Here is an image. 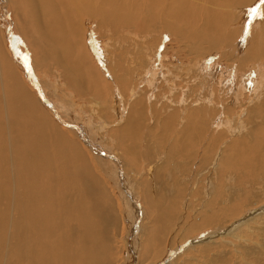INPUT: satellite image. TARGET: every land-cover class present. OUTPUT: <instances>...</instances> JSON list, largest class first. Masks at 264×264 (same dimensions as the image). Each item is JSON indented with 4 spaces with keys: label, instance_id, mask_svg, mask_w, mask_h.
I'll use <instances>...</instances> for the list:
<instances>
[{
    "label": "bare ground",
    "instance_id": "obj_1",
    "mask_svg": "<svg viewBox=\"0 0 264 264\" xmlns=\"http://www.w3.org/2000/svg\"><path fill=\"white\" fill-rule=\"evenodd\" d=\"M259 2L0 0L2 12L13 11L36 70L60 69L66 89L77 96L105 98L102 83L116 99L112 123L89 116V140L80 115L70 116L76 109L72 92L53 86L54 96L64 98L59 106L44 98L52 117L25 85L1 36L0 264H147L155 245L160 254L151 264H264V1ZM237 7L246 10L240 14ZM89 21L99 38L113 42L123 26L167 29L190 58L192 73L183 78L179 72L186 95H175L174 104L151 103L152 88H172L168 83L177 78L164 61L154 71L153 56L142 73L137 67L135 86L129 75L136 69L116 68L106 51L99 68ZM217 51L231 63L232 79L228 71L203 73L206 57ZM86 59L103 80L95 81ZM178 64L174 69L181 71ZM253 73L256 79L242 82ZM108 150L121 160L126 189L120 187V170L99 155ZM88 151L100 175L88 165ZM116 240L120 248L114 251Z\"/></svg>",
    "mask_w": 264,
    "mask_h": 264
},
{
    "label": "rangeland",
    "instance_id": "obj_2",
    "mask_svg": "<svg viewBox=\"0 0 264 264\" xmlns=\"http://www.w3.org/2000/svg\"><path fill=\"white\" fill-rule=\"evenodd\" d=\"M264 0H262V3H263ZM261 2V0H260ZM259 2V3H260ZM237 5V4H236ZM264 5V4H263ZM249 7V6H247ZM237 8H241V7H237ZM2 9L0 10V39H1V36H2V47L4 48V51L6 50V52L8 54H10L13 62L15 63V69L17 67V70H18V73H20V76L22 79H24V83L25 85L28 87V89L31 91L32 94H34V96L36 98H39L38 100L43 104L45 105L46 107V110L48 111V113L50 115H52V117H55L54 113H53V110L52 108L49 106V104H53V102H56L59 106V104L62 102L61 99H63V95L62 94H59V95H56L54 96L53 94V86H56L58 88V90L62 93L64 92L65 94L68 93V94H72L70 96H72L71 99H73L72 101L75 103V106H76V109H74V111L70 112V116L72 114H76V116L78 117V114L80 115V119L78 118L77 120L79 122H83V126L82 128L84 130H82V134L85 135L89 140H91L90 138V135H88V124L90 126V123H89V116H92L93 119L95 121H99V120H102L101 122H106V123H112L113 120H115V114L113 112V107H114V104L116 106V103L114 102L115 100H113V96L112 94L110 93V90L108 88V86L106 87L105 84H100V88L101 86L102 87V90L103 91V94L102 96L105 95V98L101 97V96H95L93 97L92 95H90L89 97H86V96H80L81 94H78L77 96V92L75 94L74 91L72 90H67L66 87H65V80H64V77H61L62 76V71L56 67H54V69L52 71H49L46 67H43L41 66V68H39L38 70L35 69V65L32 64V63H35L34 61V57H32V54L28 51L27 47H25V44H24V38L22 37V35L20 34L19 32V27L17 26V22L14 20L13 18V14L12 12L13 11H8V13H4L2 12ZM246 9L243 7L241 9H236V11L240 14L243 13V11H245ZM255 10H259V9H255ZM11 13V14H10ZM255 15H256V11H255V14L252 15L250 17V19L253 21L254 18H255ZM12 16V17H11ZM250 19L247 20L246 22V27L250 28ZM90 22V21H89ZM89 22H85V24L87 26L90 27V38H92L91 36H95L94 37V41L90 42L89 45L91 47V51L95 57V63L96 65L98 64V67L101 68L100 66V63L99 61H101V59L103 60V56H100V53L102 54V52L106 51L107 53V56H109L108 60L111 61V63L116 66L117 68V65L121 66L123 65L122 67H126V68H129L132 72L133 70L136 69L137 71V67H139V70L140 72L144 71L145 67H146V63H148V59H152V56L154 57V60H155V64L152 69L154 71H158L160 69V66L163 65V61H164V64L166 65V67H168L171 71L174 70V73L173 75L176 76L177 78H173V80L175 81H171L170 84L172 86V88H169L167 89V86H165L162 90H155L153 91V88L151 87L152 85H150L149 87L152 88V90L150 91V94L153 92L154 93V96L153 98L151 99V103H155L156 101H174V98L176 97L175 95H179L181 98V95H186V92H188V88L185 89V90H182V88L186 85H184V82L182 80V76L183 78L186 77V74H191L192 71H189L191 68V65L189 64L190 63V58L189 56L187 55V52L186 50L183 48V46H181L180 43H178V38L170 35L171 33L169 32H166L167 29H160L159 26L157 25L156 27H148V25H146L145 27V23L142 24L141 26H139L138 24L136 25H132V26H128L125 27H121V31L119 32V36L117 38L118 41L116 42H113V41H109V39L107 38V36H105L104 38H99L98 34H96V25L95 24H91ZM15 23V24H14ZM17 26V27H15ZM15 27V28H14ZM2 29V30H1ZM105 31V32H104ZM143 31V32H142ZM126 32V33H125ZM129 32V33H128ZM165 32V33H164ZM91 33H93L91 35ZM103 33L106 35L107 33V30H103ZM108 34V33H107ZM124 39V40H123ZM92 39H90L91 41ZM126 40V41H125ZM136 44H135V42ZM4 42H6L4 44ZM123 42V43H122ZM127 42V43H126ZM108 44V45H107ZM129 44V45H128ZM6 45V47H5ZM107 45V46H106ZM113 45H116L115 47ZM124 45H126V47H124ZM87 46V45H86ZM112 46V47H111ZM141 47V48H138V47ZM109 47V48H108ZM2 48V49H3ZM112 48V49H111ZM108 49V50H107ZM139 49V50H138ZM140 49L143 51L141 53H139ZM144 49V50H143ZM85 49L83 48V51ZM88 50V48H87ZM89 51V50H88ZM145 51V52H144ZM155 51L157 52L156 55L154 56L153 54L155 53ZM136 52H138V55L140 57H138V55H135ZM83 53H86V50L83 52ZM91 53V54H92ZM96 53V54H95ZM87 54V53H86ZM219 54V55H218ZM86 56V55H85ZM87 57V56H86ZM102 57V58H101ZM122 59H121V58ZM139 59H138V58ZM142 57V58H141ZM132 58V59H131ZM136 58L138 59V66H136V63H134L136 60ZM97 59V60H96ZM165 59V60H164ZM142 60V61H141ZM206 62L205 65H204V69H206L203 73L206 74V73H211L212 70L216 71L218 69V72H227L228 71V76L230 79H232V76H233V72H232V68H230V64L229 62H225V61H222L223 59L221 58V55L220 53L217 51V52H213V54L211 56H208L206 57ZM33 61V62H32ZM87 61V59H86ZM131 61V62H130ZM26 62V64H25ZM196 62V61H195ZM31 63V64H30ZM90 63V65H89ZM144 63V64H143ZM178 63H181L183 66L182 69H180L181 71L179 70H176L174 69V67H178L180 64ZM87 64L88 66H90V68L94 71V69L96 68L93 61L90 59V61L88 60L87 61ZM143 66H142V65ZM34 65V66H33ZM129 67H128V66ZM28 66V67H27ZM136 66V67H135ZM164 66V65H163ZM197 66H198V69L199 67L203 68V63L201 62V65H200V60L198 61L197 60ZM30 67V68H29ZM95 67V68H94ZM140 67L143 69H140ZM29 68V69H28ZM230 68V69H229ZM119 69V68H118ZM184 69V71H183ZM32 70V72H31ZM152 71V73H154V71ZM250 70V69H249ZM34 71V72H33ZM49 73H48V72ZM135 71V74L136 75H129L131 79V82L134 83L133 86H135L139 80H138V76L140 75L139 73L140 72H136ZM151 71L150 73L148 72L146 74V78L145 80L148 81V79H151L152 75L151 74ZM177 71V72H176ZM94 77H95V81L96 79L101 81V78L103 80V77L101 75L98 76L99 73H97V69L94 71ZM141 72V73H142ZM160 72V71H159ZM182 76H181V74ZM231 72V73H230ZM177 73V74H176ZM230 73V74H229ZM237 74H238V71H237ZM97 75V76H96ZM232 75V76H231ZM246 74L244 77L242 76V82L243 80H245L247 77H250V79H256L254 76L255 74H250V76ZM33 76V77H32ZM93 77V78H94ZM107 78H109L108 76H106ZM36 78V79H34ZM238 78L241 80V77L238 76ZM137 79V81H136ZM110 80V79H109ZM39 83L37 84L36 83ZM40 81V82H39ZM99 81V82H100ZM144 83V82H143ZM172 83V84H171ZM183 84V85H182ZM40 85V86H39ZM58 85V86H57ZM114 84H112L113 86ZM132 85V84H131ZM144 85V84H143ZM182 85V86H181ZM218 84H216L217 86ZM181 86V87H180ZM179 88L180 91L177 92V88ZM50 88V89H49ZM150 89V88H149ZM166 89V90H165ZM115 90L117 91L118 93V89L117 87L114 85L113 86V91L115 92ZM126 90V89H124ZM165 90V92H164ZM169 90V91H168ZM173 90H174V93H173ZM156 91H160V92H157ZM168 92V93H167ZM171 92V93H170ZM185 92V93H184ZM116 93V94H117ZM173 93V94H172ZM182 93V94H181ZM107 94V95H106ZM111 94V95H110ZM157 94H158V97H157ZM165 95L168 99V100H163L161 99L162 97H160V95ZM171 94V95H170ZM228 94V93H227ZM232 94V93H230ZM173 95V96H172ZM215 95V94H214ZM213 95V96H214ZM229 95V94H228ZM43 96V97H42ZM128 94L126 95L125 98H128L127 97ZM175 96V97H174ZM56 97V98H55ZM172 97V98H170ZM49 102L46 103L45 102V99ZM99 98V99H98ZM103 98V99H102ZM116 98V97H114ZM119 98V97H118ZM159 98V99H158ZM113 100V101H112ZM190 101V99H188ZM242 100H245V98H243ZM155 101V102H154ZM46 103V104H45ZM113 103V104H112ZM180 103V101L178 102ZM177 103V104H178ZM174 104V102H173ZM107 107V109H106ZM155 108V107H154ZM112 109V110H111ZM158 110V109H157ZM110 112V113H109ZM156 112V111H155ZM109 113V114H108ZM148 115V114H147ZM75 116V115H74ZM153 116H155L153 114ZM70 118H74V117H70ZM70 118H68L69 122H70ZM88 121V122H87ZM77 123H74L73 125L76 126ZM72 125V124H71ZM86 126V127H85ZM70 128V127H69ZM73 127L71 126L70 129H72ZM74 130V129H72ZM110 132V131H109ZM108 132V136L111 134H109ZM95 133V132H94ZM84 136V137H85ZM95 145V144H94ZM107 147V145H106ZM108 148V147H107ZM89 154L91 155H87V160H88V165L90 167H92L94 169V172L99 174V167L100 165H98V162L95 161V159L92 157V152L91 151H88ZM106 153L102 152V153H99V155L103 156V158L112 163L116 168L117 170L119 171L118 172V177L121 178L120 180V187L121 189H126L125 187V183L126 182V179L124 178V173H123V169H122V166H120V162L121 160L118 158V160H116L117 158L113 157V151L112 150H108V151H105ZM110 152V153H109ZM97 154V153H96ZM107 157H106V155ZM91 158H92V161H91ZM141 164V163H140ZM93 165V166H92ZM118 165V166H117ZM122 165V164H121ZM143 164H141V167H144V165L142 166ZM135 166V165H133ZM97 169V170H95ZM122 170V171H121ZM100 175V174H99ZM125 179V180H124ZM124 180V181H123ZM198 180V178H197ZM196 180V181H197ZM166 182H169L167 181L166 179ZM129 186V185H128ZM127 191V190H126ZM126 193V192H125ZM200 198V195H197L196 196V199ZM199 204L198 202H196V205ZM117 209H119L120 207H117ZM136 208V206H135ZM125 210H126V207H125ZM128 210V208H127ZM132 210V209H131ZM129 210V211H126L127 213H132V211ZM117 212V210H116ZM132 218V216H131ZM152 220H148L147 223H146V226H150V224L152 223L151 222ZM139 223V222H138ZM150 223V224H149ZM120 230V229H119ZM121 231V230H120ZM207 231L205 232H202L200 233L198 236L196 235V237H203L205 234H206ZM114 233V231L112 232V234ZM171 237L170 236L168 238V242H171ZM179 237L178 235H175L173 238L175 239H172L173 242H177L179 239L177 238ZM118 240H116V242H114V251L115 250H118L120 247L119 245V242H117ZM192 241L191 239L189 240H186L184 243H183V246L184 248L187 247L189 244V242ZM163 243V242H162ZM161 243V244H162ZM188 244V245H187ZM161 246V245H160ZM156 247V248H155ZM158 246H154V248L157 250L154 251V257L157 256L160 254L158 251L159 249L157 248ZM165 248V246H163ZM162 249V247H161ZM181 250V249H180ZM170 253L168 251L167 253V256L170 258ZM129 255L132 256V253H128ZM153 256H150V258H148L147 260L145 259V262L147 264H151L153 262H156L153 258ZM166 256V257H167ZM153 258V259H152ZM117 258L115 257V263H117ZM138 262H134L132 264H138ZM162 262L158 263V264H161Z\"/></svg>",
    "mask_w": 264,
    "mask_h": 264
}]
</instances>
